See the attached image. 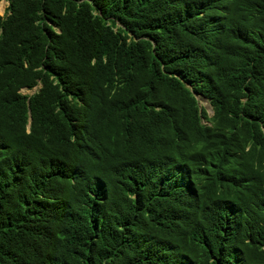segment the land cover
Here are the masks:
<instances>
[{
    "label": "trees",
    "instance_id": "obj_1",
    "mask_svg": "<svg viewBox=\"0 0 264 264\" xmlns=\"http://www.w3.org/2000/svg\"><path fill=\"white\" fill-rule=\"evenodd\" d=\"M6 1L0 264H264V0Z\"/></svg>",
    "mask_w": 264,
    "mask_h": 264
},
{
    "label": "rangeland",
    "instance_id": "obj_2",
    "mask_svg": "<svg viewBox=\"0 0 264 264\" xmlns=\"http://www.w3.org/2000/svg\"><path fill=\"white\" fill-rule=\"evenodd\" d=\"M7 4H8V2L6 0H1L0 1V15L4 14ZM22 92L23 93H28V92H32V90L23 89ZM198 104L200 106H203L206 109V111H207L209 116L212 115L211 105L209 104V102L205 98H203L201 96H198Z\"/></svg>",
    "mask_w": 264,
    "mask_h": 264
},
{
    "label": "clouds",
    "instance_id": "obj_3",
    "mask_svg": "<svg viewBox=\"0 0 264 264\" xmlns=\"http://www.w3.org/2000/svg\"><path fill=\"white\" fill-rule=\"evenodd\" d=\"M195 97L198 99V96H201L200 94L194 93ZM202 97V96H201ZM213 113V111H212Z\"/></svg>",
    "mask_w": 264,
    "mask_h": 264
}]
</instances>
